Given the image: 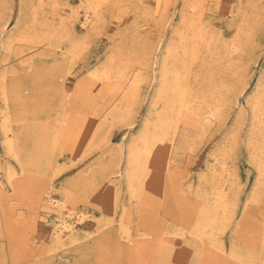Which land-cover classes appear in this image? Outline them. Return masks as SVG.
<instances>
[{
	"label": "rangeland",
	"instance_id": "374dc122",
	"mask_svg": "<svg viewBox=\"0 0 264 264\" xmlns=\"http://www.w3.org/2000/svg\"><path fill=\"white\" fill-rule=\"evenodd\" d=\"M257 103L264 0H0V264H264Z\"/></svg>",
	"mask_w": 264,
	"mask_h": 264
},
{
	"label": "bare ground",
	"instance_id": "6f19581e",
	"mask_svg": "<svg viewBox=\"0 0 264 264\" xmlns=\"http://www.w3.org/2000/svg\"><path fill=\"white\" fill-rule=\"evenodd\" d=\"M195 6V5H194ZM200 6V5H199ZM90 15L88 16L86 14L85 16V21L83 22V24H87L90 21ZM73 18V17H72ZM185 18V17H184ZM199 30V29H198ZM193 39V38H192ZM192 44V43H191ZM174 49V47H171ZM172 49V50H173ZM182 49V48H180ZM193 49V48H191ZM192 51V50H191ZM168 52V51H167ZM182 52V51H181ZM184 52V51H183ZM185 59V58H184ZM183 58H181L179 56V48L178 46L176 47L175 51H171L169 50V53L167 54V56L162 60L161 62V75L159 77L160 80V84H159V97L158 99L162 100L165 98V100H167V104L169 109L171 110V108L174 106H176V102H178L179 104H183L186 105L187 101L186 99L188 98L187 95V90L186 88H184L182 86V74L180 73V67H177V63L178 65H181L180 62H182ZM186 65V64H185ZM182 67V65H181ZM117 80V79H116ZM184 82V81H183ZM182 83V84H181ZM189 91V90H188ZM217 99V98H216ZM188 100V99H187ZM164 101V100H163ZM261 101V100H260ZM219 102V101H218ZM263 103V102H262ZM259 105V106H258ZM190 106V105H189ZM193 106V105H192ZM262 106V105H261ZM264 106V104H263ZM260 108V104H256L255 108L257 109V113L259 114V112H264V109ZM180 107V106H179ZM185 107V106H184ZM183 107V108H184ZM189 109V108H188ZM255 109V110H256ZM218 110V109H217ZM169 113V112H167ZM257 114V115H258ZM264 114V113H263ZM159 116V115H158ZM157 116V117H158ZM157 119V118H156ZM167 122V116H162L160 115L159 119H158V124L155 126V128H153V130H149L148 132V125L146 126V131L144 133V138H143V143L142 146L135 147V148H131L130 150V158L129 161L132 165H136L138 160L140 161V156L143 153H152V147L153 145H155L156 140H159V134L156 133L155 129L159 126L161 128L164 127V125ZM263 122V121H262ZM5 125H3L4 127ZM5 128V127H4ZM3 128V129H4ZM5 130V129H4ZM157 130V129H156ZM6 132V130L4 131ZM27 132V131H26ZM8 133V132H7ZM7 133L5 134L6 138H9L10 136L7 135ZM9 134V133H8ZM161 139V138H160ZM7 142V140H6ZM139 144V143H138ZM173 144V143H172ZM154 149V148H153ZM26 154V153H25ZM221 154V153H220ZM153 176V175H152ZM135 175L133 172L128 173V182H134L132 181V179L134 178ZM124 179V178H123ZM130 186V184H129ZM54 202V201H53ZM61 205V204H60ZM63 205V204H62ZM62 207V206H60ZM59 208V207H58ZM63 208V207H62ZM60 209V208H59ZM60 211V210H59ZM71 213L69 212L68 215H66V217L62 218V222L60 224L59 227L56 228L55 230V238L54 241H56L57 243L62 241V232L64 233L65 231H67V233L74 237L76 236L75 234V230H77L78 225L76 224L77 222L71 219ZM80 219V218H79ZM78 231V230H77ZM77 237V236H76ZM78 238V237H77ZM127 240L130 241L132 243V247L129 249V251H127V253L132 254V252L134 253H139L142 250H144L143 248H141V245L146 243L147 241L141 242L139 243L138 241L132 240L130 238V236L127 237ZM170 240L168 239H163L160 238V243L165 244L168 243ZM106 245V244H105ZM106 247V246H105ZM108 248V247H107ZM103 260V259H102Z\"/></svg>",
	"mask_w": 264,
	"mask_h": 264
}]
</instances>
